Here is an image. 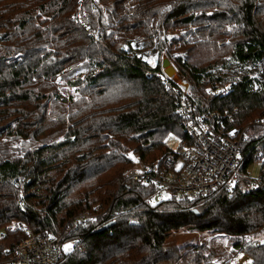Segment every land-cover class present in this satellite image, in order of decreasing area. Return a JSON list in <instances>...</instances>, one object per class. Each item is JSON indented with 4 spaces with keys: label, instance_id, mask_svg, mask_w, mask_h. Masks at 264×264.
Segmentation results:
<instances>
[{
    "label": "trees",
    "instance_id": "1",
    "mask_svg": "<svg viewBox=\"0 0 264 264\" xmlns=\"http://www.w3.org/2000/svg\"><path fill=\"white\" fill-rule=\"evenodd\" d=\"M100 2L0 0V138L63 136L22 157L0 155V259L26 238L11 230L14 222L54 234L70 223L64 242L74 246L60 264H213L219 254L212 247L181 246L172 234L212 232L240 246V236L264 227V187L249 194L219 188L208 197L151 205L152 186L124 182L134 165L130 152L156 163L169 151V136L185 137L176 97L159 78L162 63L144 62L125 44L142 39L159 56L167 47L170 59L181 44L184 57L175 65L195 96L209 97L211 110L230 111L234 127L247 128L241 145V170L247 171L257 154L264 157V126L255 123L264 117V79L241 75L230 83L225 76L232 59L264 65V0ZM80 6L89 13L88 30L74 18ZM182 31L171 43L163 38ZM77 70L82 74L74 79ZM60 84L76 87L79 99L65 98ZM228 84L227 96H211ZM260 180L264 185V167ZM82 212L98 217L74 226ZM246 252L264 264V245Z\"/></svg>",
    "mask_w": 264,
    "mask_h": 264
},
{
    "label": "built area",
    "instance_id": "2",
    "mask_svg": "<svg viewBox=\"0 0 264 264\" xmlns=\"http://www.w3.org/2000/svg\"><path fill=\"white\" fill-rule=\"evenodd\" d=\"M86 2L81 0V4ZM74 18L89 29V13L84 12L81 6L77 8ZM95 39H99V34L95 35ZM259 67L264 74L263 63ZM159 78L176 97L175 107L182 119L185 137H178V147L169 148L165 157L156 163L146 164L139 158H133L134 165L124 173V182L152 186L154 191L147 199L151 205L172 197L192 201L198 197H208L219 188L227 191L239 188L240 192L249 194L264 187L260 174L254 177V168H251L254 165L261 172L264 167L262 154L256 155V161L247 171L241 170V145L247 138V128L241 130L234 127L233 113L213 111L209 97L201 101L192 88L185 91L180 86L175 87L173 80L166 75ZM230 87L231 84L219 86L211 92V96H227ZM254 89H259L256 82ZM255 123L264 126V117L256 119ZM97 217L96 214L82 212L71 223L80 226L95 221ZM69 226L70 223H67L58 234L48 231L36 233L23 222H14L11 230L25 232L26 238L7 251V256L0 259V263L60 264L67 254L64 232ZM4 237L5 231L1 230L0 240Z\"/></svg>",
    "mask_w": 264,
    "mask_h": 264
},
{
    "label": "rangeland",
    "instance_id": "3",
    "mask_svg": "<svg viewBox=\"0 0 264 264\" xmlns=\"http://www.w3.org/2000/svg\"><path fill=\"white\" fill-rule=\"evenodd\" d=\"M96 3H98L100 7H102V3L100 2V0H96ZM183 35H185L184 31L168 33L167 35H164L163 38H166L169 41V43H171L173 39H179L180 37H183ZM186 38L191 39V37L188 35H186ZM125 46H126V50L129 51L131 55L140 56L150 65L156 64V62L153 61L154 59H156V55H158L156 48L145 47L142 39H135L133 40L132 44H130V46L129 44H125ZM180 46L181 44H178V45H174L172 48L175 54L171 56V59L173 62L172 64L175 67L177 65V63L175 62V58L184 57V54L180 50ZM167 51L168 48L166 47L164 53H162L161 56L158 55L160 62L162 61L163 57L165 56L168 57L166 54ZM229 58L230 57H228L227 59ZM227 64L230 65V75L225 76L226 82L234 83V81H238L240 79L241 75L243 76L249 75V77H253L254 79L259 78L260 80L261 78H264V74H262L259 65L253 66L251 64H248L242 66L233 59L229 60ZM224 72L225 70L223 71V73ZM81 74H82V70H77L74 73L73 78L77 79L76 77ZM60 85L61 86L59 87V89L61 90L65 98H69L72 95L75 101L79 99V93L77 92L76 87H69L65 84L64 85L60 84ZM192 90L194 93H196L195 89ZM209 91L210 89H208V92ZM62 140H63V136L61 135L52 137L45 142H35L33 140L14 138V137L13 138L1 137L0 155H5V157L8 156L9 158L22 157L28 150H32L37 147H40L45 143L53 144ZM179 140L180 139L178 137L169 136L166 139V143L169 148L176 149L178 147ZM129 156L132 159V161L133 158H138L132 152H130ZM251 168H254L253 176L259 177L260 170L255 168L254 165ZM170 239L176 241L181 246L187 244L197 245L199 243L200 245H206L212 247L214 251H216L219 254L218 255L219 261H215L213 264H254L253 259L250 257V255L247 254L246 249L249 247L264 245V227L256 233L242 235L239 237V239L237 238L240 243L239 244L240 246H234V243L237 240L235 241V239H233L232 237H225L224 235L216 234L212 232L181 230L173 233ZM68 245H71V249L67 250V253L72 250L74 246V242H68L66 244V248Z\"/></svg>",
    "mask_w": 264,
    "mask_h": 264
},
{
    "label": "water",
    "instance_id": "4",
    "mask_svg": "<svg viewBox=\"0 0 264 264\" xmlns=\"http://www.w3.org/2000/svg\"><path fill=\"white\" fill-rule=\"evenodd\" d=\"M143 61L146 62L145 60H143ZM155 62H156V64L159 63L158 55H156ZM161 63H162L163 72L167 77L171 78L174 82H176L180 86V88H182L183 90H185V91L190 90V88H191L190 82L188 80H186L180 72H178L177 68L172 64V61L170 58H168L166 56L163 57ZM196 214L199 215L198 212H196ZM113 224H114V222H111V223L105 225L104 227L99 229V232L104 231L107 228H110Z\"/></svg>",
    "mask_w": 264,
    "mask_h": 264
},
{
    "label": "snow or ice",
    "instance_id": "5",
    "mask_svg": "<svg viewBox=\"0 0 264 264\" xmlns=\"http://www.w3.org/2000/svg\"><path fill=\"white\" fill-rule=\"evenodd\" d=\"M69 249H71V245H68L66 248V250H69Z\"/></svg>",
    "mask_w": 264,
    "mask_h": 264
}]
</instances>
